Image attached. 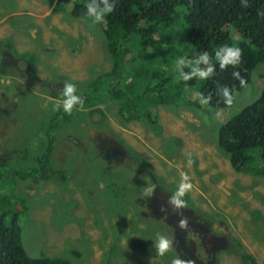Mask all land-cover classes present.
I'll use <instances>...</instances> for the list:
<instances>
[{"label":"rangeland","instance_id":"374dc122","mask_svg":"<svg viewBox=\"0 0 264 264\" xmlns=\"http://www.w3.org/2000/svg\"><path fill=\"white\" fill-rule=\"evenodd\" d=\"M50 9L45 0H0V53L6 43L14 59L35 63L36 77L37 70L42 74V86L33 87L23 86L24 81L10 82L7 75L0 78V94L24 90L14 112H0V214L18 211L27 256L56 257L70 264H170L175 251L157 256L153 241L157 233L174 238L172 227L148 214L144 189L155 184L156 194L168 204L186 173L193 189L187 194L185 210L207 228L211 238L223 241V247L200 245L197 237L188 236L196 259L204 264H243L240 257L246 253L256 264H264V177L247 173L258 164V150L247 152L251 158L245 163L246 173H236L213 145L219 127L259 97L264 74L257 71H264V64L252 71L250 87L238 91L233 107H201L196 91L188 107L182 103L157 107L158 136L145 120L120 126L115 115L109 114L114 110L105 114V127L94 126L96 115L91 124H81L77 115L70 120L62 110L55 115L52 104L62 99L65 82L74 83L78 91L92 82L94 73L109 70L102 23L70 17V4L55 14ZM180 10L176 9L167 38H172V48L183 49L187 41L184 31H178L183 25ZM197 79L173 82L178 100L188 98L185 90L196 89ZM109 101L99 99L89 109L105 110ZM102 131L114 139L118 135L122 141H115L126 155L139 158L145 167L133 171L128 160L115 164L95 158L97 151L101 153ZM48 139L52 143L46 168L55 169L59 163L64 165L61 173H74L67 174L64 184L60 179L44 181L47 174L28 175V168L38 167L34 156H40ZM77 145L86 150L81 152ZM19 174L25 176L26 189L15 186ZM109 182L116 189H107ZM135 240L141 241L142 249Z\"/></svg>","mask_w":264,"mask_h":264},{"label":"trees","instance_id":"16d2710c","mask_svg":"<svg viewBox=\"0 0 264 264\" xmlns=\"http://www.w3.org/2000/svg\"><path fill=\"white\" fill-rule=\"evenodd\" d=\"M89 2L45 0L46 6L51 8L50 14L58 13L62 5L70 4L68 13L77 19L87 17L85 6ZM247 3L248 7L245 8L241 6V0H116L115 11L105 18L106 22L101 27L109 70L104 74L94 73L92 82L77 91L84 98L87 110H74L73 115H67V118L70 120L77 115V118H82L78 120L81 124H91L92 117L96 115L98 120L93 124L101 128L106 126L105 114L114 110V114H109L115 115L120 126L130 121L145 120L149 122L153 135L158 136L157 107L179 103L188 107L192 92H203L205 95L211 92L209 107L216 110L227 108L217 88L235 85L236 90L240 91L242 88L231 73L239 70L249 83L252 71L257 65L264 64V0H247ZM178 7L182 8L179 14L183 21V27L180 26L178 31H184L187 41L183 49L172 48L173 40L167 38L175 23ZM222 45L236 46L242 50L238 69L231 66L225 70L219 68L215 51ZM204 51L213 58L212 63L216 67L214 75L207 80L197 79L196 89L185 90L188 98L178 100L180 94L173 83L178 79L176 60L179 57L192 59ZM184 71L187 72V68ZM257 73L264 74V71L258 70ZM5 74L4 68L0 67V77ZM102 98L110 100L105 110L89 109ZM115 139L121 143L118 135H115ZM51 140H47L40 156H34L38 167L28 168V175L34 177L37 172L47 174L46 179H60L64 184L71 170L59 171L55 175L53 169L49 166L46 168L49 165ZM213 145L236 173H246L245 163L251 158L247 152L257 149L258 164L247 173L264 177V86L254 102L219 127ZM96 157L99 158V154H95ZM19 175L15 186L26 189L23 182L25 176ZM105 187L116 189V184L109 182ZM185 197L183 199L187 201V195ZM135 242L138 249L143 248L141 241ZM240 258L243 264H256L254 258L246 253L241 254ZM0 264L70 263L56 257L29 258L21 243L18 211L14 209L11 213L0 214Z\"/></svg>","mask_w":264,"mask_h":264},{"label":"clouds","instance_id":"9594fccd","mask_svg":"<svg viewBox=\"0 0 264 264\" xmlns=\"http://www.w3.org/2000/svg\"><path fill=\"white\" fill-rule=\"evenodd\" d=\"M241 6L245 8L248 7L247 0H241ZM85 7L86 16L93 24L105 23V18L116 9V0H90ZM241 57L242 50L236 46L222 45L215 51V60L218 62L221 70H225L229 66L233 69H238L241 64ZM212 59V56L207 51L201 52L192 59L179 57L176 60L178 79L188 82L194 78H199L201 80L212 78L216 71V67L212 63ZM185 68H188L189 71L185 72ZM231 76L239 82L240 88L248 89L250 87L247 80L241 76L239 70H234L231 73ZM217 93L222 98L223 103L228 107H233L237 101V97L239 96V92L236 90L235 85L232 87L227 85L219 86L217 88ZM60 95L62 96V99H56L52 104L53 112L62 110L63 113L71 116L73 115L74 110H85V101L77 94V87L74 83L65 82ZM196 97L201 107L207 108L211 104V92L207 95L203 92H197ZM188 163L189 165L193 163L191 160V154H189ZM155 188V184L145 187L144 195L151 197ZM192 189L193 184L190 182V177L186 173L182 174L181 182L176 191L168 198V204L174 211L187 208V202L183 199V197L192 191ZM161 211L166 212V209L162 207ZM177 226L181 230H185L188 227V218L184 217L182 213ZM153 242L157 256L163 257L166 253L176 250L174 247V238H169L161 233L156 234ZM170 264H194V261L191 259H181L180 255L177 253V255L171 259Z\"/></svg>","mask_w":264,"mask_h":264},{"label":"flooded vegetation","instance_id":"af4514ba","mask_svg":"<svg viewBox=\"0 0 264 264\" xmlns=\"http://www.w3.org/2000/svg\"><path fill=\"white\" fill-rule=\"evenodd\" d=\"M1 46H2L1 53H3L4 55H2V57H0V67L4 68V70L6 71L5 75H7L10 82L24 81L23 86L24 85H29L32 87L34 85L42 86V74H41V71L37 70V72L39 74H38V77H36V65H35V63L29 62V61H24L21 57L14 59L13 58L14 54L12 53L11 47L6 43H3ZM1 53H0V56H1ZM21 61H24L22 66L19 64V62H21ZM7 69H8V71H7ZM5 75H3L1 77H4ZM55 84L56 83H54V86H55ZM16 85H18V84L15 83V87H16ZM18 87H19V85H18ZM27 91H30V90H27ZM23 92H24V90L14 89L13 93H10L7 90L6 95L4 93L0 94V102L4 101V105L0 106V112H2L1 110H3L5 113L14 112L16 110L15 108H16V104L18 102V97ZM10 94H12L11 97H10ZM13 94H17V98H15V96ZM10 120L11 119H9V121ZM101 133H103V131ZM103 136H105V137L102 138L101 143L98 142L100 145V148L98 150H100V152H101V153H99V156L102 159L105 158L106 162L115 161V164H122L123 162H127V160H128L129 164L131 165V169L133 171L136 168L145 167L143 162L138 161L139 158H137L135 156L129 157L128 152L126 155V153L122 149L123 146L118 144L115 141L114 137L112 138L110 136V133H109V135H106L103 133ZM79 145H77L76 147L79 148L81 150V152H84V150H86V149L84 148V150H83L82 146H79ZM125 150H127V149H125ZM84 154H86V151ZM96 154H98V151ZM119 162H121V163H119ZM130 162H133L134 164H131ZM59 170H64V165L60 166L58 163L55 166V169H53L54 172L59 171ZM46 180H44V181H46ZM151 198H153V203L150 200ZM154 200H156V201H154ZM162 201L163 200L161 199L159 194L158 195L156 194V189H155V191L153 192V195L145 201L144 207L149 212L148 214L153 216V219L155 217L156 220H160L162 223L166 222L167 224H170V226L172 227V230H173L174 244L176 245L175 253H176V255L178 253L180 255L181 259H185V260L191 259L192 261H194V264H204V262L198 261L196 259L194 252H192V249L194 250V245L192 244L191 240H187L188 236H191L194 238L197 237L200 245H203L205 243H208V244L213 243L218 247V243H219V247H223V241L220 240V238H218V239L211 238L209 233L206 231L207 228L204 227L201 222L199 223L198 221H196L193 217H191L189 215L192 213H188L185 209H181L179 211H174L170 205L164 204ZM162 207L166 209V212L161 211ZM142 211L144 212L143 209H142ZM181 213L183 214L184 217L188 218V227L185 230H181L177 226L178 221L181 218ZM213 248L216 249L215 246H213Z\"/></svg>","mask_w":264,"mask_h":264}]
</instances>
